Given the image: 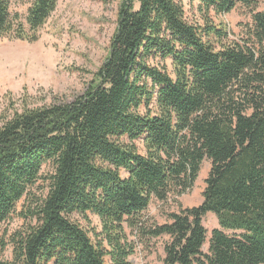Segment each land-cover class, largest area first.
<instances>
[{
	"label": "trees",
	"instance_id": "16d2710c",
	"mask_svg": "<svg viewBox=\"0 0 264 264\" xmlns=\"http://www.w3.org/2000/svg\"><path fill=\"white\" fill-rule=\"evenodd\" d=\"M57 1L32 0L23 23L0 0V38L37 40ZM196 2L199 20L181 0H123L83 94L1 119L0 223L46 186L0 264H131L149 238L164 239V264H264V0ZM237 5L251 22L232 40L209 15ZM204 159L202 202L145 221L153 199L192 188ZM87 213L99 228L75 219Z\"/></svg>",
	"mask_w": 264,
	"mask_h": 264
},
{
	"label": "rangeland",
	"instance_id": "374dc122",
	"mask_svg": "<svg viewBox=\"0 0 264 264\" xmlns=\"http://www.w3.org/2000/svg\"><path fill=\"white\" fill-rule=\"evenodd\" d=\"M123 0H58L55 9L37 30V40L0 38V122L4 117L24 107H36L53 102H70L83 94L95 81L96 72L109 52L110 39L115 31L117 15ZM186 16L199 20L196 0H181ZM32 0H10L11 17L25 23L27 8ZM215 24L226 28L228 38L238 40L251 14L242 5L228 13L209 15ZM201 22V21H200ZM139 152L144 147L135 140ZM210 162L204 159L192 188L181 196L170 195L166 201L153 199L144 212V220L163 223L165 211L198 206L202 202L204 180ZM50 166L42 169L49 174ZM46 183L38 181L27 197L19 200L8 220L0 223V260L12 259L11 238L30 222L24 217L26 210L45 193ZM89 219V221L87 220ZM87 218L75 216L79 223L99 228L98 219L89 213ZM202 223L209 237L213 228H219L217 217L208 212ZM131 239H134L131 236ZM162 238H149L136 242L131 264H164ZM207 243L203 250L206 251ZM51 264V263H49Z\"/></svg>",
	"mask_w": 264,
	"mask_h": 264
}]
</instances>
